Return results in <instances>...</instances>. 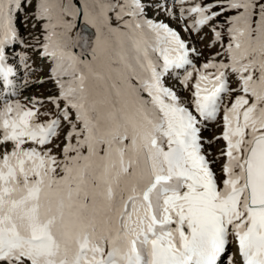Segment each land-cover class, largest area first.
<instances>
[{"label": "snow or ice", "instance_id": "1", "mask_svg": "<svg viewBox=\"0 0 264 264\" xmlns=\"http://www.w3.org/2000/svg\"><path fill=\"white\" fill-rule=\"evenodd\" d=\"M168 4L0 0V264H264V0Z\"/></svg>", "mask_w": 264, "mask_h": 264}, {"label": "rangeland", "instance_id": "2", "mask_svg": "<svg viewBox=\"0 0 264 264\" xmlns=\"http://www.w3.org/2000/svg\"><path fill=\"white\" fill-rule=\"evenodd\" d=\"M190 2L195 3L198 2V0H190ZM168 7L171 8V0H169V4ZM177 9V16H178V9H179V5L176 6ZM29 13H31L32 9L28 10ZM148 16L151 18L153 16L152 12L148 13ZM159 20H163L166 23H169V25L171 27H173L174 29H176L177 31L180 32V34L182 35V37L186 40V42H188L190 44L191 47L197 48L200 51H202L204 53L203 56L199 57L196 62L199 65L200 63L204 62L205 58L209 57V55L211 54V52L214 51V49H208L206 48V45L210 42L208 37H210V33L208 31L207 28L204 29L203 33H195L192 32L190 35L188 32L184 31V28L189 26L191 24V19H189L187 21V24L185 23L184 20H178V19H170L167 14L165 13H161L158 17ZM32 23L31 20H29V25ZM21 31L24 33V38L25 40L31 41L32 36L29 33L32 34H38L39 33V29L36 30H32L30 27H28L27 29H21ZM205 39H201V35H205ZM23 50V45H20L17 48V51H22ZM31 59L28 61V63L31 65V68L35 71V75H29L28 76V81L29 83L27 85L24 84V74H25V69L23 68L22 65L19 64L18 59L14 62L15 67L17 69V74H16V79L15 81L17 84V89L19 93H24L25 95L30 94L33 97H38L41 99L45 100L46 103V97L51 94V93H55V92H48V87L49 89L54 86V83L51 81H46L47 78V66L46 63H43L41 61V59L33 53H29ZM41 70V71H40ZM35 77V78H34ZM45 80L44 83H40V80ZM21 83V84H20ZM169 84L174 85L175 90L182 96V97H187L188 93L186 91H184L182 89V87L179 85L178 82H176L175 80H169L168 81ZM27 86V88L23 91H20L21 86ZM47 86V87H46ZM20 98V94L17 97H12V99H19ZM50 107V106H49ZM221 129L215 124L210 122L209 123V128L208 130H206L203 135L206 139L209 140H214V137L218 136L220 134ZM223 142H213L211 145H206V149L208 151H210L213 155H215L219 148L222 146Z\"/></svg>", "mask_w": 264, "mask_h": 264}, {"label": "bare ground", "instance_id": "3", "mask_svg": "<svg viewBox=\"0 0 264 264\" xmlns=\"http://www.w3.org/2000/svg\"><path fill=\"white\" fill-rule=\"evenodd\" d=\"M41 71V70H40ZM35 78V77H34ZM19 80V79H18ZM17 80V81H18ZM17 81H15V83L17 82ZM43 81H45L44 79H43ZM46 81H50L51 82V80H47L46 79ZM17 84V83H16ZM21 84V83H20ZM47 87V86H46ZM50 87V86H49ZM49 87H48V92H55L56 91V87H54V86H52L50 89H49ZM19 88H21L20 89V91H23V90H25L26 88H27V86H21V87H19ZM18 89V88H17ZM19 90V89H18ZM26 97H33V96H31L30 94H28V95H25L24 93H20V100H21V102L22 103H27V101H26ZM38 98V97H37Z\"/></svg>", "mask_w": 264, "mask_h": 264}]
</instances>
